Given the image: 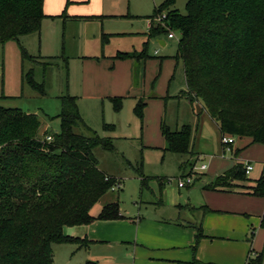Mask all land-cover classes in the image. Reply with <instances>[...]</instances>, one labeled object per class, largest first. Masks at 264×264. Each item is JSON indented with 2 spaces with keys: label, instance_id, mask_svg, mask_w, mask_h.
Here are the masks:
<instances>
[{
  "label": "rangeland",
  "instance_id": "1",
  "mask_svg": "<svg viewBox=\"0 0 264 264\" xmlns=\"http://www.w3.org/2000/svg\"><path fill=\"white\" fill-rule=\"evenodd\" d=\"M45 1L47 10H59L60 0ZM164 1L62 0L64 15L63 11L59 15L48 14L40 32L0 47V106L37 114L41 121L39 137L45 139L60 132L57 115L61 111V98L76 97L86 126L102 137L111 138L114 145L113 151L101 147L93 151L99 169L116 178L120 185L102 197L94 212L117 202L126 218L122 222L124 232L134 234L133 226L140 220L197 221L204 235L215 237L197 241L196 226H175L178 237L186 241L178 253L190 256L188 262L181 264H194L195 259L200 264H245V258L239 261L240 250L251 248L253 253H260L264 249V227L259 217L263 216L264 197H249L256 205L248 221L245 201L237 203L227 199L228 196L222 198V194L202 190L201 186L230 170L237 151L253 165L254 170L248 175L250 181L243 182L245 186L253 185L263 174L264 144L234 137L232 147L223 146L218 127L202 106L181 95L185 90L184 72L182 65L176 67L173 59L179 32H174L173 40L167 34L150 40L146 36L148 17ZM185 4V0H176L174 8L186 14ZM154 23L165 27L164 15L157 16ZM160 40L168 45L162 46ZM145 43L148 57L140 59ZM22 48L34 59L24 58ZM119 53L133 57L117 58ZM28 73L37 84L44 85V92L29 84ZM116 97L121 98L119 110L112 100ZM141 102L147 103L142 117L136 111ZM163 123L171 130L190 125L189 154L166 150ZM105 124L114 125L115 130L106 131ZM88 128L79 125L74 132L89 136ZM201 166L205 169L201 170ZM187 175L193 176V188L179 189L178 179ZM246 221L254 223V239L251 233L246 235ZM232 225L236 226V240L228 239L233 234ZM222 235L225 238H220ZM51 249L54 264L139 263L134 247L126 244L106 245L105 251L79 248L78 243H53Z\"/></svg>",
  "mask_w": 264,
  "mask_h": 264
},
{
  "label": "trees",
  "instance_id": "2",
  "mask_svg": "<svg viewBox=\"0 0 264 264\" xmlns=\"http://www.w3.org/2000/svg\"><path fill=\"white\" fill-rule=\"evenodd\" d=\"M185 2L186 14L174 8L176 0H165L155 8L148 17L149 40L179 32L173 59L184 69L186 90L181 95L202 106L222 137H246L252 144H264V0ZM160 15L165 16V27L154 23ZM45 17L44 0H0V47L40 32ZM147 44L140 59L148 57ZM22 55L34 59L24 48ZM131 57L124 53L117 56ZM27 79L33 88L44 92V85L37 84L31 73ZM112 100L116 110L121 109V98ZM146 106L145 102L138 105L136 111L141 117ZM57 118L60 132L48 135L53 138L49 142L47 137H39L41 121L37 114L0 106V264H54L53 243L83 242L66 236L64 227L124 219L117 202L92 214L94 206L118 184L116 178L99 169L93 153L96 147L113 151L112 139L86 126L76 97L61 98ZM79 125L91 134H76L74 127ZM104 128L115 130L109 124ZM161 131L167 151L190 153V125L171 130L163 123ZM246 181L250 179L245 165L237 163L203 189L227 190L236 182ZM249 193L264 197V172ZM203 237L198 226L196 240ZM193 263L200 264L196 259ZM247 264H264V249L251 251Z\"/></svg>",
  "mask_w": 264,
  "mask_h": 264
},
{
  "label": "crops",
  "instance_id": "3",
  "mask_svg": "<svg viewBox=\"0 0 264 264\" xmlns=\"http://www.w3.org/2000/svg\"><path fill=\"white\" fill-rule=\"evenodd\" d=\"M58 9H57L58 11H55V12H52L51 10H47V3L44 0L45 15H48V14L59 15L61 11H63L62 15H64L65 10H63L62 8V0H60ZM71 18L72 17H68L66 19H71ZM72 19L78 20V18H75V17ZM86 20L93 21L94 19L86 18ZM148 22H149L148 28L150 30L151 20L149 19ZM149 30L146 33L148 40H149L148 38ZM168 39L173 40L174 38L170 39L168 37ZM159 42L161 43L162 46L168 45L167 41L160 40ZM179 65H182V63H178V64L176 63V67H178ZM182 68H183V65H182ZM183 72H184V69H183ZM184 82H185V75H184ZM185 90H186V84H185ZM216 126L218 127L217 124ZM233 144H235V142ZM233 144L229 145V147H232ZM224 153L226 152L224 151ZM240 153L241 151L236 152L235 164L247 163V160H245V158L242 156L243 153H241V155ZM248 163L252 165L251 161ZM263 172H264V169H263ZM236 184L237 185L233 188H230L227 190H216L214 191V193L222 194V198H226L228 196L227 199H231L237 203H242L243 201H245L243 202L245 205L244 209L248 212V213H245V216L247 220L249 221L250 220L249 218L253 216L252 212L250 211L254 212L255 211L254 206L256 205L255 200L249 199L250 196H253L249 193V188L252 187L254 184L251 186L250 185L245 186V183H241V182H236ZM186 188L191 189L193 187L188 186ZM179 189H184V188H179ZM201 189L204 190L203 186H201ZM205 191H208V190H205ZM103 206L95 212L92 209V214L97 215L101 211ZM204 208H208V207L204 206ZM194 209L195 207L190 208V210H192L191 213H193ZM263 215H264V212H263ZM259 217L261 218V225H262L263 216H259ZM124 219L126 218L124 217ZM124 219L95 221L88 225H81V226H74V227L66 226L64 227V234L66 236H70V237L83 241L81 242L82 245H79V248H84L87 250H92V248H96V249L103 248L106 251V245L111 246L112 244L132 245L134 247L135 258L139 261L138 264H181L182 261H187V262L189 261L190 259L189 255H181L180 253H178V249H180L183 243H186V241L185 240L181 241V239L178 237L179 232L176 231L177 228L175 229V226L188 225L190 227H193V226L197 227V224H198L197 221L181 222V221H177L173 219L140 220L136 225L133 226L134 228H136V232L134 234V232H131V233L124 232L125 225L124 223H122L123 221H125ZM248 221H246L244 229H245L247 237H248V234L251 233V239H254L255 237V227L253 226L254 223H249ZM69 228H73V229H69ZM231 228L234 229L232 230L233 234H229L228 239L230 240L238 239L236 238L238 236H234V233L236 231V226L232 225ZM202 231L204 234L203 229ZM204 237L214 238L215 236H213L212 234H208L207 236L205 234ZM220 238H225V235L220 236ZM251 251H252L251 248L248 249V251H244V249L240 250V253L238 256L239 261L245 258V264H247L248 256ZM139 252H142L141 257L138 256ZM95 263L98 264L97 262ZM226 264H230V263L228 262Z\"/></svg>",
  "mask_w": 264,
  "mask_h": 264
},
{
  "label": "built area",
  "instance_id": "4",
  "mask_svg": "<svg viewBox=\"0 0 264 264\" xmlns=\"http://www.w3.org/2000/svg\"><path fill=\"white\" fill-rule=\"evenodd\" d=\"M164 18H165V16H164ZM168 37L170 39L175 38L174 35H172V34H169ZM47 140L49 142H51L53 140V138L51 136H49V137H47ZM234 142H235V138L233 136H227L226 135V136L222 137V143L224 146L225 145L229 146V145L233 144ZM244 165H245L246 174L249 175L251 173V171L253 170V166L250 163H245ZM204 169H205V166H201V170H204ZM106 180H108V178ZM177 183H178L179 188H186L188 186L193 185L194 179H193V176L187 175L185 177L178 179ZM116 188H120V185H114L112 187V190H115Z\"/></svg>",
  "mask_w": 264,
  "mask_h": 264
}]
</instances>
